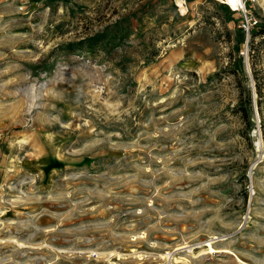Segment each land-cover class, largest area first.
I'll list each match as a JSON object with an SVG mask.
<instances>
[{
	"label": "rangeland",
	"instance_id": "374dc122",
	"mask_svg": "<svg viewBox=\"0 0 264 264\" xmlns=\"http://www.w3.org/2000/svg\"><path fill=\"white\" fill-rule=\"evenodd\" d=\"M240 1L0 0V264H264Z\"/></svg>",
	"mask_w": 264,
	"mask_h": 264
},
{
	"label": "trees",
	"instance_id": "16d2710c",
	"mask_svg": "<svg viewBox=\"0 0 264 264\" xmlns=\"http://www.w3.org/2000/svg\"><path fill=\"white\" fill-rule=\"evenodd\" d=\"M254 24H255L254 28H256L257 31H251V33H250L251 34L250 35L251 39L249 41V54H250L252 75H253V78H254V81H255L256 91H257L258 96L260 97L261 96V86L259 85V81H258L257 75L255 74V69L253 67V57H254V53H253V37L255 35H257L258 33H260L262 35L264 34V25H258L257 21L254 22ZM247 100H248V103L250 104V97ZM240 106H237V107H240ZM245 114H247V109H245V107H244V109H242V115H245Z\"/></svg>",
	"mask_w": 264,
	"mask_h": 264
},
{
	"label": "built area",
	"instance_id": "2783aa9c",
	"mask_svg": "<svg viewBox=\"0 0 264 264\" xmlns=\"http://www.w3.org/2000/svg\"><path fill=\"white\" fill-rule=\"evenodd\" d=\"M227 4V3H226ZM230 8H231V6L229 5V4H227ZM239 8H241L242 10H243V12L245 13L246 12V9H245V5H244V3H242V5H238V7H237V9L236 10H238ZM234 10V9H233ZM248 22V21H247ZM249 29V25H248V23H247V26H246V30H248Z\"/></svg>",
	"mask_w": 264,
	"mask_h": 264
},
{
	"label": "bare ground",
	"instance_id": "6f19581e",
	"mask_svg": "<svg viewBox=\"0 0 264 264\" xmlns=\"http://www.w3.org/2000/svg\"><path fill=\"white\" fill-rule=\"evenodd\" d=\"M231 1H232V5H233L234 7H238L239 4H240V5L242 4L240 0H231Z\"/></svg>",
	"mask_w": 264,
	"mask_h": 264
}]
</instances>
